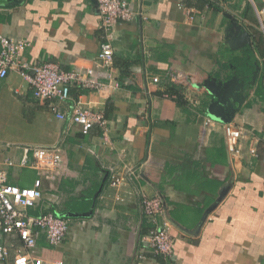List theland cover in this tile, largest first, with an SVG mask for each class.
<instances>
[{
  "label": "crops",
  "instance_id": "1",
  "mask_svg": "<svg viewBox=\"0 0 264 264\" xmlns=\"http://www.w3.org/2000/svg\"><path fill=\"white\" fill-rule=\"evenodd\" d=\"M125 1L134 15L113 29L111 72L98 57L104 35L92 0H0V35L27 40L26 61L92 71L63 101L35 100L16 73L0 80V142L62 151L60 177L43 182L29 213L70 218V228L56 247L38 235L33 254L63 264H160L140 211L141 195H160L175 241L163 264H264V0ZM109 74L117 87L84 84L106 85ZM179 74L188 85L174 83ZM232 76L246 96L230 123L242 130L240 156L228 152L222 123L203 125L212 101L205 81ZM78 102L101 113L106 129L82 135L69 118ZM8 173L19 187L36 177ZM112 176L122 179L116 188ZM0 244L12 264L19 239L0 235Z\"/></svg>",
  "mask_w": 264,
  "mask_h": 264
},
{
  "label": "built area",
  "instance_id": "2",
  "mask_svg": "<svg viewBox=\"0 0 264 264\" xmlns=\"http://www.w3.org/2000/svg\"><path fill=\"white\" fill-rule=\"evenodd\" d=\"M100 14V30L104 40L100 45L99 59L103 65L113 71V47L111 37L113 29L119 21H130L134 15L130 3L125 0H92ZM189 20L194 19V11L179 6ZM264 12V10L262 11ZM29 46L27 40L12 39L0 35V80L10 73H16L32 91L33 98L40 102L68 99L70 87L73 83L82 81L84 75H91L79 71L65 72L57 62L29 63L23 58V53ZM109 83L100 84L89 80L84 84L100 91L117 84L108 75ZM179 74L174 76V83L188 85ZM85 81V80H84ZM153 83L157 84L158 77ZM51 110L59 121H64L65 115L58 111L57 106ZM70 122L79 127L82 135L86 136L94 126L105 128V121L101 113L85 109L78 102L72 110ZM218 122L207 115L203 116L204 127H214ZM225 142L230 153H240L239 140L242 130L233 124H223ZM105 137V135H104ZM18 154L16 155V153ZM11 153V154H9ZM16 155V156H14ZM63 165L62 151L59 146L40 147L33 145H15L0 142V235H15L21 245L14 250L12 264H63L62 261H51L33 254L38 235H42L46 242L53 247L60 245L66 238L70 221L54 213H40L31 215L29 210H35L40 205L43 196V182L53 183L61 175ZM264 168V156L262 161ZM9 169H29L36 177L30 187H19L11 183ZM131 174V170L126 171ZM124 181V180H123ZM122 182L117 176H112L111 187L116 188ZM118 201L124 197L118 196ZM140 211L147 230L143 239L146 246L156 255L165 259L175 254V241L170 234V217L159 195L140 197ZM8 249L0 244V264H7Z\"/></svg>",
  "mask_w": 264,
  "mask_h": 264
},
{
  "label": "water",
  "instance_id": "3",
  "mask_svg": "<svg viewBox=\"0 0 264 264\" xmlns=\"http://www.w3.org/2000/svg\"><path fill=\"white\" fill-rule=\"evenodd\" d=\"M204 86L212 97L205 114L218 123H231L234 113L246 99V96L240 91L243 88V83L239 82L236 76H232L226 81L213 77L207 79ZM204 217L205 215L203 219Z\"/></svg>",
  "mask_w": 264,
  "mask_h": 264
},
{
  "label": "trees",
  "instance_id": "4",
  "mask_svg": "<svg viewBox=\"0 0 264 264\" xmlns=\"http://www.w3.org/2000/svg\"><path fill=\"white\" fill-rule=\"evenodd\" d=\"M248 51H251L250 49L248 50ZM251 54V53H250ZM174 87H170V93L171 92H173V91H175V93H178V94H180L179 93V90L180 89H177V88H175V89H173ZM55 215H58V216H60L59 214H56V213H54ZM63 218H65V219H68L69 221H70V218H66V217H63ZM160 257H158L157 258V260L160 262V264H163V261L165 260V258L164 257H162L161 255H159Z\"/></svg>",
  "mask_w": 264,
  "mask_h": 264
},
{
  "label": "rangeland",
  "instance_id": "5",
  "mask_svg": "<svg viewBox=\"0 0 264 264\" xmlns=\"http://www.w3.org/2000/svg\"><path fill=\"white\" fill-rule=\"evenodd\" d=\"M226 148H227V146H226ZM228 150V149H227ZM229 152V151H228ZM230 153V152H229ZM231 154H233V153H231ZM233 155H235V154H233ZM241 155V150H240V153L237 155V156H240ZM160 196V195H159ZM161 197V196H160ZM161 199H162V197H161ZM163 200V199H162ZM163 203H164V206L166 207V209H167V206H166V203L164 202V200H163ZM170 224H172L171 223V221H170ZM69 228H70V225H69Z\"/></svg>",
  "mask_w": 264,
  "mask_h": 264
}]
</instances>
